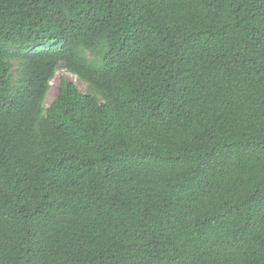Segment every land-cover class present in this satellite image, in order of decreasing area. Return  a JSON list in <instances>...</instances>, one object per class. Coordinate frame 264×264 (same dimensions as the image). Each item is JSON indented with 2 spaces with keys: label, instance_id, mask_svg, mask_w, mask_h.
<instances>
[{
  "label": "trees",
  "instance_id": "16d2710c",
  "mask_svg": "<svg viewBox=\"0 0 264 264\" xmlns=\"http://www.w3.org/2000/svg\"><path fill=\"white\" fill-rule=\"evenodd\" d=\"M0 264H264V0H0Z\"/></svg>",
  "mask_w": 264,
  "mask_h": 264
},
{
  "label": "rangeland",
  "instance_id": "374dc122",
  "mask_svg": "<svg viewBox=\"0 0 264 264\" xmlns=\"http://www.w3.org/2000/svg\"><path fill=\"white\" fill-rule=\"evenodd\" d=\"M12 63H13V75H14V78H15L17 76L16 71L19 68V64L16 61H13ZM62 77L74 81L75 84L77 85V87L82 92H86L87 91L86 87H85V84L82 81L77 80L74 75L67 73L65 70L58 69L56 71L54 77L50 81V87H49V90H48V92L46 94V97H45V104L46 105L49 104L51 102V100L55 97L59 80Z\"/></svg>",
  "mask_w": 264,
  "mask_h": 264
}]
</instances>
